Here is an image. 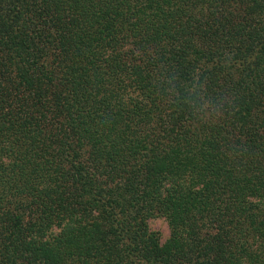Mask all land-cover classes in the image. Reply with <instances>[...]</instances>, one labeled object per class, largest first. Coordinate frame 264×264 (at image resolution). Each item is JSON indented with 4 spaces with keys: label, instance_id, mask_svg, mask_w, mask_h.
<instances>
[{
    "label": "trees",
    "instance_id": "1",
    "mask_svg": "<svg viewBox=\"0 0 264 264\" xmlns=\"http://www.w3.org/2000/svg\"><path fill=\"white\" fill-rule=\"evenodd\" d=\"M0 264H264V0H0Z\"/></svg>",
    "mask_w": 264,
    "mask_h": 264
},
{
    "label": "rangeland",
    "instance_id": "2",
    "mask_svg": "<svg viewBox=\"0 0 264 264\" xmlns=\"http://www.w3.org/2000/svg\"><path fill=\"white\" fill-rule=\"evenodd\" d=\"M148 227L152 230L157 231L159 240L164 241L168 236V225L166 220L161 216H153L147 220Z\"/></svg>",
    "mask_w": 264,
    "mask_h": 264
}]
</instances>
